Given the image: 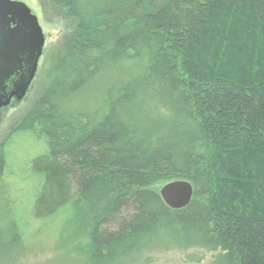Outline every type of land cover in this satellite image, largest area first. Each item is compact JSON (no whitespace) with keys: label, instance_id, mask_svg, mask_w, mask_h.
<instances>
[{"label":"trees","instance_id":"obj_1","mask_svg":"<svg viewBox=\"0 0 264 264\" xmlns=\"http://www.w3.org/2000/svg\"><path fill=\"white\" fill-rule=\"evenodd\" d=\"M38 1L65 30L13 126L48 147L29 215L72 208L82 264L172 249L264 264V0ZM174 180L193 187L179 209L159 194ZM4 213L0 264H16Z\"/></svg>","mask_w":264,"mask_h":264},{"label":"rangeland","instance_id":"obj_2","mask_svg":"<svg viewBox=\"0 0 264 264\" xmlns=\"http://www.w3.org/2000/svg\"><path fill=\"white\" fill-rule=\"evenodd\" d=\"M21 1L36 14L45 41L34 84L23 99H12L9 105L0 109V142H3L6 159L0 177V211L4 213L7 209L9 216L18 220L23 251L16 264H82L73 256L77 239L71 232L76 226L72 208L44 220L29 215L43 184L41 176L33 171V162L45 154L48 147L44 137L33 131L13 132V126L16 115L34 98L40 84L38 77L50 51L63 34L65 24L61 20L46 18L38 0ZM215 254L202 249H172L146 254L141 262L135 264H207Z\"/></svg>","mask_w":264,"mask_h":264},{"label":"water","instance_id":"obj_3","mask_svg":"<svg viewBox=\"0 0 264 264\" xmlns=\"http://www.w3.org/2000/svg\"><path fill=\"white\" fill-rule=\"evenodd\" d=\"M44 41L38 18L25 2L0 0V109L26 95ZM159 194L167 206L179 209L191 201L193 187L186 180H174L162 185Z\"/></svg>","mask_w":264,"mask_h":264}]
</instances>
